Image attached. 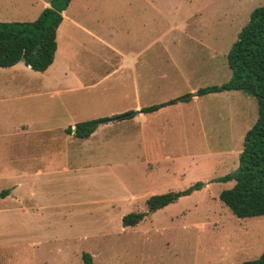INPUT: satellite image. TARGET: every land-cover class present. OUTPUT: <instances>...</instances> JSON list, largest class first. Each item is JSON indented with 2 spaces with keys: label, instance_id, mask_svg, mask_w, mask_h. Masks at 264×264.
Segmentation results:
<instances>
[{
  "label": "rangeland",
  "instance_id": "1",
  "mask_svg": "<svg viewBox=\"0 0 264 264\" xmlns=\"http://www.w3.org/2000/svg\"><path fill=\"white\" fill-rule=\"evenodd\" d=\"M50 1L0 0V21L35 20ZM262 5L72 0L67 19L87 20L96 34L113 39L124 38L129 24L131 38L155 44L123 56L86 40L91 51L58 54L55 81L53 73L0 67V99L9 78L17 80L23 99L10 107L24 108L29 125L27 134L9 133L11 127L0 133V264H85V252L94 264H240L259 257L264 215L235 216L219 197L235 181H214L239 166L245 134L258 118L254 95L193 96L164 108L167 117L139 112L103 123L87 138L64 128L230 80L229 50ZM73 32L66 20L60 43H71ZM199 181L200 189L148 211L150 196ZM141 211L148 214L138 224H123L124 215Z\"/></svg>",
  "mask_w": 264,
  "mask_h": 264
},
{
  "label": "trees",
  "instance_id": "2",
  "mask_svg": "<svg viewBox=\"0 0 264 264\" xmlns=\"http://www.w3.org/2000/svg\"><path fill=\"white\" fill-rule=\"evenodd\" d=\"M72 0H51L40 15L32 21H0V67H10L23 61L36 71H45L54 62L57 50V30L63 20L64 11ZM227 62L233 71L230 80L221 85H209L197 90L198 96L229 90H242L258 100V118L246 132L239 166L214 181L235 184L220 192L221 201L238 218L264 215V5L255 8L249 21L243 26L237 40L227 55ZM190 93L167 101L144 106L142 113H152L179 102L191 100ZM118 119L133 117L132 111L116 115ZM110 118L102 117L78 122L75 128L66 129L79 138L91 136L100 125ZM202 182H196L181 191H169L150 196L147 200L149 212H155L176 202L181 196L200 189ZM5 190L1 195L9 194ZM148 212H131L123 216L125 226H134L142 221ZM85 264H94L90 253H83ZM233 264V263H232ZM240 264H264L262 254Z\"/></svg>",
  "mask_w": 264,
  "mask_h": 264
},
{
  "label": "crops",
  "instance_id": "3",
  "mask_svg": "<svg viewBox=\"0 0 264 264\" xmlns=\"http://www.w3.org/2000/svg\"><path fill=\"white\" fill-rule=\"evenodd\" d=\"M49 5H50V2H49ZM49 5H47V6H49ZM47 6H45V7H47ZM67 8L62 12L64 17H63V20H62V22H61V24L57 30V50H56L54 62L50 65V67L47 70L37 71V72H41L42 74L53 73L52 74V80L53 81L56 80L55 76L58 73L56 65L58 63H60V65H62V60L58 61V54L60 55V59H61V55L63 53H65V51H91L90 47H88L86 40H91L90 42H92V43L96 42V44L98 45V48H99L98 51H110L109 53H116V54L123 55V56H124V51H146V48L151 47V45H149V44H152V45L155 44L153 42H151V43L144 42L143 39L141 40L140 35L137 38L136 37L131 38L129 33H130V31L132 32V30L134 31V29L131 28L129 24H127V26L124 25V38H121V35H120V37L118 36V38L116 37V39H113V37H110V38L104 37L103 34H96L91 28H89L87 26V24H86L87 20H85V22L82 23L81 21H76L75 19H67L66 15H65ZM66 20H70V23L73 25V30H74L73 38H72L73 41L71 43H69V42H66V40H65V43L63 44V43H60V39L62 38L61 30H62L63 24L66 22ZM89 20H91V19H89ZM87 23H89V21H87ZM110 36H112V35H110ZM88 64H90V63H88ZM90 66L94 67V65H91V64H90ZM4 68H7L10 71L13 70L14 72H16V69H18V68L30 70V71H36V70H33L30 66L26 65L23 61H20L13 66L4 67ZM59 68H62V67H59ZM69 70L70 69H65L64 74L70 73ZM9 79L11 81V85L7 86L8 89L3 87V90L5 91V93H2L1 97L3 99H0V108H1L3 103H6L5 105H8L7 113L6 112L4 113L5 122H2L0 120V133H1V131L5 130L6 128L11 127V130H10L11 132L8 131L9 133H12L13 131H18L21 134H27L29 132V125L27 124L25 117L22 116L24 114V111H23L24 108H22L20 106L19 107L13 106V108L10 107V105H12L15 101L23 99V97L20 96L21 95V87L17 84V80L12 79V78H9ZM66 82L70 83V84L67 83L68 85L66 86V89L72 90V86H74L73 83L75 82V79L72 77L71 79H68ZM162 102H164V101H162ZM156 103H161V102H155L152 104H156ZM189 103H190V100L185 101V102H179L176 104H171L168 106L176 107V106H178V104H185L186 105ZM152 104H150V105H152ZM146 106H148V105H146ZM168 106H165V107L159 109L158 111L152 112V113H154L152 115H155V116L164 115L165 117H167L168 115L166 114V112L163 109L168 107ZM137 110H139V112H140V109H137ZM131 111H133V110H131ZM140 113H142V112H140ZM13 114H17L18 118L13 119ZM144 114H149V113H144ZM99 118H102V117H99ZM107 118H112V117H107ZM93 119H96V118H93ZM71 122L72 123L70 124V126H66L64 129H67L68 127L75 128V125L78 122H75V120H71ZM41 132H47V130L41 131ZM27 161H30V163H31L32 159H30V158L27 159V156H26L25 162H27ZM207 184H208V182H207ZM13 187L16 188L17 185H15Z\"/></svg>",
  "mask_w": 264,
  "mask_h": 264
},
{
  "label": "water",
  "instance_id": "4",
  "mask_svg": "<svg viewBox=\"0 0 264 264\" xmlns=\"http://www.w3.org/2000/svg\"><path fill=\"white\" fill-rule=\"evenodd\" d=\"M193 96H197V92H193L190 94V97H193ZM138 112H139V110H135L132 112V115L137 114ZM117 119H118L117 117H112V118L108 119L107 122L117 120Z\"/></svg>",
  "mask_w": 264,
  "mask_h": 264
}]
</instances>
